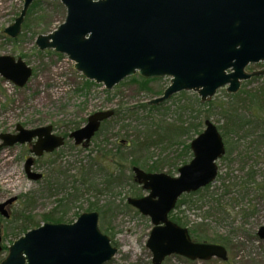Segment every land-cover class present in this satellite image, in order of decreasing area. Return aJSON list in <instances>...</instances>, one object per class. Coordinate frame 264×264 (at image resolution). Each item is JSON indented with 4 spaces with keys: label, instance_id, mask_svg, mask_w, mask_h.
I'll list each match as a JSON object with an SVG mask.
<instances>
[{
    "label": "water",
    "instance_id": "water-1",
    "mask_svg": "<svg viewBox=\"0 0 264 264\" xmlns=\"http://www.w3.org/2000/svg\"><path fill=\"white\" fill-rule=\"evenodd\" d=\"M34 1L23 0L14 21L3 28L4 35L15 38L20 33ZM58 1L65 8L63 21L51 32L38 34L35 45L65 54L75 70L106 89L136 73L143 78L167 76L169 84L150 104L182 90L197 93L205 102L219 88L235 94L243 81L264 73V69L246 70L250 64L264 62V0ZM31 73L22 58L0 55V76L15 86L23 87ZM112 115L113 110L93 112L68 138L75 145H86ZM15 129L0 134V148L31 143L24 172L28 179L39 180L42 173L32 169L34 157L54 151L65 138L54 134L51 125L28 129L18 123ZM189 145L193 156L176 176L132 167L136 182L148 193L127 202L150 219L146 247L152 264H161L172 254L189 260L227 258L224 246L192 241L188 229L168 217L182 194L215 180L216 161L225 151L223 138L209 119ZM14 200L0 202L1 215L8 217L5 207ZM256 234L264 239V225ZM116 252L98 226V212L91 210L72 222H44L25 231L8 245L0 264H104Z\"/></svg>",
    "mask_w": 264,
    "mask_h": 264
},
{
    "label": "rangeland",
    "instance_id": "rangeland-1",
    "mask_svg": "<svg viewBox=\"0 0 264 264\" xmlns=\"http://www.w3.org/2000/svg\"><path fill=\"white\" fill-rule=\"evenodd\" d=\"M52 2L41 0L39 7L28 10L27 14H30L25 16L21 32L15 40H11L4 36L3 28L13 22L21 9L22 0H0V55L21 57L32 68V75L23 87H17L0 76V134L15 133V126L19 123L28 129L51 125L54 134L66 136L82 127L93 112L113 110L114 115L101 123L99 131L86 145L75 146L72 138H66L64 145L56 150L58 169L61 171L58 174V194L55 189L47 188L43 178L36 181L27 178L24 161L30 155L29 143L0 148V202L15 197L6 207L9 216L0 214V260L7 254V246L23 234L13 228L16 223L13 216L23 206V198L28 195L33 199L30 214L38 221L31 225L32 228L43 223L41 215L50 211L66 210L67 220L64 222H69L82 212L95 210L88 208L89 202L97 201L98 206L109 205L110 209L102 217L96 210L99 228L117 248L116 254L104 264H152L151 252L146 247V239L152 227L150 219L126 201L127 197L145 195L147 190L136 182L132 181L135 184L133 186L122 179L121 185L111 193L103 191L95 194L86 188L87 185L82 187L72 180L77 178L79 167L86 166L89 161L86 155L90 150L96 149L97 144H103L104 148L114 152L121 149L126 144L121 140H128L127 136L135 137L143 128L144 124L141 123L148 122L145 119L147 115L153 114L169 124L182 123L186 126L197 114L203 118L204 109L197 103L196 98L199 100V97L196 93L184 91V94H174L159 109L149 110L148 101L157 97L158 91L168 85L167 76L149 81L147 86L150 91L139 88L136 81L128 80L131 76L110 89L92 81L85 85V77L73 68V62L65 54L51 49L38 50L34 43L36 35L51 32L64 19L65 10L61 11ZM263 68L264 63L260 62L246 67V70ZM133 76L137 77V74ZM263 84L264 73L255 79L243 81L237 98H230L231 94L225 88H220L211 100L218 104L224 102L236 105L247 99L246 94L241 93L242 90H257ZM209 119L216 126L222 124L218 106L211 110ZM203 128L202 124L200 130ZM243 129L245 132H239V142L235 145L231 163L224 155L220 157L217 160L218 174L210 184V191L216 189L224 175L232 184L231 190L221 198L224 214L220 215L217 225L212 221L213 229L207 231L210 238L230 235L229 246L226 247L228 258L225 261L215 257L207 261H191L172 254L161 264H264V239L256 234L258 228L264 225V121L250 120ZM188 137L183 135L178 139L172 138L168 146L169 142L162 147H151L149 152L152 158L147 160L148 164L159 157L165 158V161L171 160L182 149V143L190 141ZM125 151L130 152L131 156L127 155L132 158L138 155V152H131L128 147ZM237 153L242 155L239 160L236 159ZM47 158L46 155L35 157L32 169L44 176L48 166ZM139 161L146 165L143 158H139ZM139 166L144 169V166ZM162 168L161 171H166L167 164ZM250 171L252 175L248 174ZM96 178L98 182L101 181V176L97 175ZM65 196L66 199L60 201ZM199 212L194 206L185 204L174 210L169 217H185L189 227L199 221Z\"/></svg>",
    "mask_w": 264,
    "mask_h": 264
},
{
    "label": "trees",
    "instance_id": "trees-1",
    "mask_svg": "<svg viewBox=\"0 0 264 264\" xmlns=\"http://www.w3.org/2000/svg\"><path fill=\"white\" fill-rule=\"evenodd\" d=\"M40 3L41 0L33 2L29 10L39 7ZM52 5L57 6L61 11L64 9L60 2L54 1L52 2ZM29 14L30 13H28L27 16ZM137 77L131 76L128 80L136 81L139 88L147 91H150V88L147 86L149 81L156 80L145 79L138 75ZM255 77L256 76L252 77L251 79H255ZM84 83L85 85H88L92 82H90L89 80H84ZM162 91L163 90H159L158 94L161 95ZM183 92L184 91H182L181 94H184ZM243 92L246 94L247 99L236 105L224 102H220L218 104V102H215L211 99L207 102H204V104H201L199 103L198 98H196L197 103L199 105H202L201 109H204L202 112L203 118H200V115L197 114L196 117H193V121L191 120L186 126H183L182 123L169 124L166 123L164 119H157V117L153 114L147 115L145 119L148 120V122L141 123L144 124L143 128L137 133L135 137L131 138L130 136H127L129 138L128 140H121L126 143L124 144V147H121V149L115 150L114 152L113 150L104 148L103 144L102 146L100 144H97L96 149L90 150L86 155V158L89 161L87 162L85 167L83 165L79 167L77 178H74L72 182H78V184L82 187L87 185L86 188L88 190L91 189L95 192V194H100L103 191L111 193L117 186L121 185L122 179H125L133 186H135V184H133V182L135 183L132 173L133 166L140 167L139 165H141L144 166L145 171L165 172L169 175H175L177 173L178 167L188 162V160L192 157L189 142L182 143V149H179L178 152H176L174 157L171 159L172 161L169 159L165 161V158L159 157L156 158L151 164H148L147 160L152 158L149 152L150 148L153 146L162 147V145L169 142L167 144L168 146L173 141V139H178L183 135H189L188 140H191L193 136H196L201 132L200 128L203 124V121L209 118L211 110L217 106L219 107L220 117L222 121V124H220L219 126L217 125V128L220 131L223 142L225 144L224 158H226V160L229 159V163H231L232 157L235 153L234 150L239 142V132H245V130L243 129L244 125L250 120L264 121V84L257 90H242L241 93ZM238 96L239 92L231 94L229 97L237 98ZM163 103L164 102L158 105H150L148 103V105H150L148 109H159ZM246 109L248 111H246ZM257 112H259L260 114H258ZM126 127L127 126H125L124 128ZM121 137L122 139L124 138V136ZM170 139L172 140L170 141ZM127 147L131 149V152H138V155L133 158L129 157L128 155L131 156L130 152L127 153L125 151L127 150ZM44 155L48 157V160L46 162L48 163V166L45 175L43 176L45 185L49 189H55L56 194H58V174H61V171L58 169L57 163L58 152H56L55 150L50 154ZM241 156V153H237L236 159L239 160ZM139 158H143L146 162V165L141 164ZM164 164H167V168H165L166 171H161ZM248 174L252 175L253 172L250 171L248 172ZM97 175L101 176L100 182H98L96 178ZM227 175L228 173L226 174V176ZM220 177L221 176L219 175L218 179H220ZM221 178L222 179L220 181V185L216 189L210 191L211 185L209 184L204 188L197 190L196 192L182 195L181 198L177 201L176 209H179L185 204H189L197 208L200 211L199 221L192 223L191 226L187 227L189 222L185 221V217L180 218L177 216L176 219L172 218V220L180 226L187 227L190 237L194 241L218 243L227 247L229 246L230 235L228 237L216 235L215 237L210 238L207 234V231L210 228L213 229L212 221L217 225L219 223L220 215L224 214L222 213L224 212V210L221 198L231 190L232 184L227 181V179H225V175ZM65 199L66 196L60 201H64ZM32 202L33 199L30 196L26 195L23 198V206L13 216L14 222H16L13 228L19 229L23 233L29 228H32L31 225L38 223L33 215L30 214V205ZM88 208L97 210L102 217L104 212H106L107 209H110V206L105 204H103L102 206H98L96 201L89 202ZM54 211L42 214L41 217L43 218V222H64L65 220H67L65 219L67 213L66 210H61L58 212ZM215 229L216 228H214V230Z\"/></svg>",
    "mask_w": 264,
    "mask_h": 264
},
{
    "label": "flooded vegetation",
    "instance_id": "flooded-vegetation-1",
    "mask_svg": "<svg viewBox=\"0 0 264 264\" xmlns=\"http://www.w3.org/2000/svg\"><path fill=\"white\" fill-rule=\"evenodd\" d=\"M228 258V257H227Z\"/></svg>",
    "mask_w": 264,
    "mask_h": 264
}]
</instances>
